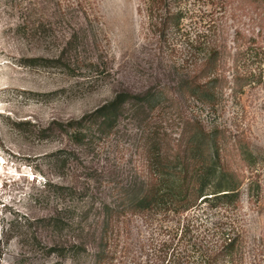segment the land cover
<instances>
[{"label": "rangeland", "instance_id": "374dc122", "mask_svg": "<svg viewBox=\"0 0 264 264\" xmlns=\"http://www.w3.org/2000/svg\"><path fill=\"white\" fill-rule=\"evenodd\" d=\"M147 4L0 0V264H89L85 255L77 260L47 248H68L83 238L91 250L99 232L94 241L88 230L59 232L37 221L71 212L81 219L90 208L93 218L100 203H113V187L149 177L146 142L155 127L167 134L171 160L184 152L185 121L218 128L225 137L222 161L242 180L240 203L211 208L208 202L178 215L128 214L112 264H160L161 244L179 242L183 226L188 237L216 240L218 229L230 223L249 242L246 263L264 264V0H179L185 14L180 29L165 36L152 27ZM73 37L78 50L68 51L69 60L56 65L42 59H58ZM216 41L224 46L217 68L223 87L211 109L181 85ZM251 49L260 52L259 62H251ZM246 71L259 82L239 90L234 75ZM148 90L162 92L161 105L135 113L127 105L118 127L94 150L59 131L58 122L79 119L119 92ZM61 151L77 158L63 164L55 155ZM94 170L98 177L88 176ZM47 181L90 196L64 199L48 190ZM185 246L176 248L181 253Z\"/></svg>", "mask_w": 264, "mask_h": 264}, {"label": "trees", "instance_id": "16d2710c", "mask_svg": "<svg viewBox=\"0 0 264 264\" xmlns=\"http://www.w3.org/2000/svg\"><path fill=\"white\" fill-rule=\"evenodd\" d=\"M178 1L147 0L151 25L163 36L170 31L180 29L185 14L182 7L176 4ZM75 40L76 38L73 37L68 41L66 50L58 59H42L50 60L56 65L66 62L69 60L68 51L72 48L78 50ZM235 41L237 42V38ZM223 47V44H219L218 41L216 44H211L200 68L195 69L181 85L182 89L201 105L211 109L218 105L219 90L223 87L222 79L217 73L218 63L223 58ZM246 52H250V57L253 58L251 62L261 60L259 51L251 49ZM63 64L66 65V63ZM205 77L209 78L203 81ZM259 79L260 77L246 71L235 74L233 80L237 88L242 90L252 82H259ZM162 95L160 91L152 92L151 90L138 94L119 92L112 100L81 118L58 122L57 126L59 131L67 134L76 145L91 151L118 127L122 112L127 105L132 106L133 113L137 110L153 111L161 105ZM185 123L186 129L182 134V139H186L184 152L178 153L177 158L171 160L167 142L165 143L167 134L163 129L160 131L158 126L155 127L152 137L146 142L149 177L113 187L112 192L115 191L113 203H100V208L94 213L93 218L90 213L92 208H90V211L85 210L81 219H77L79 213L71 212L72 215L69 217L63 213H57L37 221L40 226L52 227L59 232L74 228V230H82L79 232L80 235L88 230L86 234L94 241L98 232L100 233V240L91 247V250L81 238V241L71 243L68 248L49 247L48 252H58L61 256H65L68 251L77 260L85 255L86 262L89 264H112L117 250L116 235L120 231L118 228L120 223L128 219V214L151 215L163 210H172L178 215L208 202L211 208L218 207L220 204L231 207L240 203L242 180L225 161H222L221 142L225 137L221 135L218 128L207 129L199 121L194 123L185 121ZM46 131L43 130V132ZM242 150L241 154L247 160V149ZM55 155H58L63 164L72 158H77V153L66 151L55 153ZM249 162L250 165L255 163V161ZM87 173L90 177H98L96 170ZM45 184L50 192L54 191L64 199L89 198L90 196L87 190L79 191L77 188L54 184L51 181ZM92 200L94 203L95 200ZM88 218H91V222L85 226ZM188 230V226H183L179 242L169 239L161 244L160 264H247L246 254L249 251V242L234 223L218 229L214 235V238L217 237L216 240L207 239L208 237L200 240L197 237H188L186 235ZM34 238L38 239L37 236ZM183 245H186L185 251L180 253V249L176 247ZM188 250H190L189 253L186 252ZM169 256L170 260H168Z\"/></svg>", "mask_w": 264, "mask_h": 264}]
</instances>
